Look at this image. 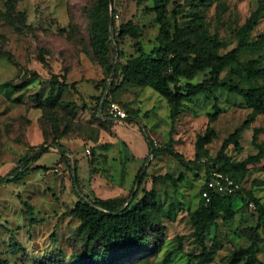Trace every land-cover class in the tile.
Instances as JSON below:
<instances>
[{
	"label": "rangeland",
	"instance_id": "rangeland-1",
	"mask_svg": "<svg viewBox=\"0 0 264 264\" xmlns=\"http://www.w3.org/2000/svg\"><path fill=\"white\" fill-rule=\"evenodd\" d=\"M98 1L0 0V84L20 85L0 87V176L19 166L33 149L47 150L38 160L31 159L20 179L0 184V264H74L72 256L85 253L88 242L73 213L77 190L101 198L138 191L134 203H144L149 212L151 222L142 233L146 245L125 255L117 250L113 264H228L236 249L255 239L259 212L254 202L247 204L246 191L264 204V157L249 160L258 151L252 141L255 127L262 128L259 141H264V113L240 129L241 150L233 142L222 149L224 140L252 113L246 101L215 89L184 99L174 113L173 103L153 86L148 67L137 58L141 49L151 53L165 42L162 15L171 36L177 21L188 56L215 52L209 44L214 37L223 43L218 54L231 50L238 45L239 30L255 20L250 33L254 47L239 61L245 68L250 59L261 56L263 68L264 0H169L161 11L155 9L160 0H108L110 21L125 33L116 40L112 26V41L104 52L92 38L90 14ZM165 56L160 51L153 57L158 65L152 70L158 76L171 73ZM111 65L119 66L116 74ZM230 67L221 78L246 85ZM208 77L209 68L182 75L180 81L198 83ZM54 80L58 85L52 104L48 97ZM102 81L107 87L97 88ZM102 89L105 99L126 110V119L95 112ZM215 97L219 111L213 120ZM210 128L216 137L201 144L199 137ZM143 134L152 140L155 153L149 152ZM58 144L68 149L66 156ZM168 144L179 157L167 150ZM214 166L232 174L238 188L231 194L235 215L226 218L221 212L205 233L214 255L204 263L194 257L203 249L192 217ZM139 171L145 174L141 185L136 180ZM180 243L183 250L165 261ZM258 243L257 256L264 264V240Z\"/></svg>",
	"mask_w": 264,
	"mask_h": 264
},
{
	"label": "trees",
	"instance_id": "trees-1",
	"mask_svg": "<svg viewBox=\"0 0 264 264\" xmlns=\"http://www.w3.org/2000/svg\"><path fill=\"white\" fill-rule=\"evenodd\" d=\"M158 1V0H155ZM161 5L155 6L157 11H161L163 5L169 3V0H160ZM113 13L114 10H113ZM162 13V12H161ZM161 15V14H160ZM162 15L160 18L161 29L166 36L165 42L157 50L148 53L141 49V55L137 58L138 63L144 68L148 67L151 76V82L153 86L163 95L168 97L173 103V112L175 113L178 107L181 105L184 99L195 97L199 94H212L215 89H225L231 93L240 95L246 103L253 109L250 116L245 122L232 132L223 142L222 149L227 147L230 142L235 144V148L241 150L239 143V131L243 126L247 125L255 115L264 113V67H259L261 62V56L258 58H252L249 60L247 67H243L239 61L240 55L248 50L253 49L254 42L250 40V33L255 25V20H249L247 24L239 30V42L238 45L231 50L218 54L223 43L220 42L217 37L212 38L209 41L211 48L215 51L198 52L196 56H188L184 54L181 42V28L177 21L174 22V34L170 35L167 28V24ZM110 17L108 15V0H99L96 6L91 10L90 21L92 24L93 40L95 45L98 46L100 51H107L108 45L111 43V26ZM116 40L124 35V30H118V27L114 23ZM118 32V33H117ZM160 51L165 53V65L171 70L168 75H156L152 68L157 66L158 62L153 58ZM122 53H119V57ZM151 63L150 66L148 64ZM231 65L229 72L240 73L246 85L233 83L221 78V73L227 66ZM209 68V77L204 81L198 83H181L180 77L182 75H190L193 72L203 71ZM110 70H113L115 74L119 70L118 65H111ZM242 70L245 72L243 73ZM259 78H263L259 82ZM50 95L48 101L54 103V92L58 81L51 82ZM61 85H67L65 81L61 82ZM103 85L105 89L106 81H102L96 85L100 88ZM2 88H19V84L13 82H4L0 84ZM104 89L96 97L97 104L95 112L101 111L104 115L108 113L109 99L103 98ZM218 98L215 97L214 108L217 110L212 114V119L217 118L219 108L217 106ZM262 128L255 127L252 141L257 146L258 151L256 154L251 155L249 160L252 162H260L264 157V141H259V134L262 132ZM144 135V134H143ZM217 135L214 128H210L206 133L199 137L201 144L210 143ZM147 139L149 152L155 153L152 140L144 135ZM65 152V156L68 153V149L62 144H58ZM167 150L174 156L180 155L174 150L171 144L166 145ZM47 150H34L20 159L19 166L11 169L8 175L0 176V184L6 181H14L20 179L26 171L29 169V164L32 160H38ZM223 151V150H221ZM78 160H74V184H79L78 176ZM217 170L230 175L233 179V175L219 166H214L209 169ZM145 174H137L136 180L139 185L143 182ZM162 178L154 177V180H161ZM204 185L202 191L205 189ZM201 191V193H202ZM138 191H135L132 196H114L108 198H101L98 196H91L89 194H83L80 191H76L77 202L73 208L74 215L80 220V229L87 236V246L85 253L75 254L72 256L74 264H113L114 259L119 255L115 254L117 250H120L123 255L130 250L142 249V246L146 245V239L142 233L150 225L151 219L149 212L147 211L145 204L142 202L134 203V199L137 196ZM248 197V203L254 202L259 212L258 223L254 228L255 239L247 247L236 249L233 253L232 259L228 264H263L258 256L257 250L259 247L258 241L264 240V204L260 199L255 196L251 190L246 191ZM225 213L226 218H232L235 215L234 201L231 194H221L213 192L211 194V200L206 203L202 197V202L192 217V223L194 226V233L197 241L202 246L203 252L196 254L194 257L204 263H209L213 260L214 250L208 249L204 236L210 224L214 223L220 213ZM104 249V250H103ZM106 250H111L113 253H106ZM183 250V245L180 243L175 248L169 251L165 257V261L169 260L172 255L179 253ZM245 258V262L243 259Z\"/></svg>",
	"mask_w": 264,
	"mask_h": 264
},
{
	"label": "built area",
	"instance_id": "built-area-1",
	"mask_svg": "<svg viewBox=\"0 0 264 264\" xmlns=\"http://www.w3.org/2000/svg\"><path fill=\"white\" fill-rule=\"evenodd\" d=\"M107 109V115L111 118L124 120L128 116L126 110L117 101L110 100ZM205 184L206 186L202 191V197L206 203L211 200V194L213 192L233 194L238 188V184L230 175L217 170L210 171L205 180Z\"/></svg>",
	"mask_w": 264,
	"mask_h": 264
},
{
	"label": "water",
	"instance_id": "water-1",
	"mask_svg": "<svg viewBox=\"0 0 264 264\" xmlns=\"http://www.w3.org/2000/svg\"><path fill=\"white\" fill-rule=\"evenodd\" d=\"M110 26H111V27L113 26L112 21H110ZM103 98H104V97H103ZM62 153L65 154L63 150H62ZM152 153H153V150H152Z\"/></svg>",
	"mask_w": 264,
	"mask_h": 264
}]
</instances>
